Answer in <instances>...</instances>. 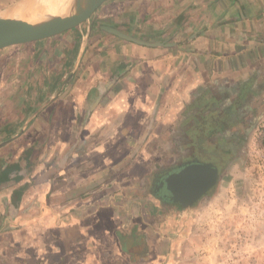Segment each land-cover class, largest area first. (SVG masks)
Returning a JSON list of instances; mask_svg holds the SVG:
<instances>
[{"label":"crops","instance_id":"crops-1","mask_svg":"<svg viewBox=\"0 0 264 264\" xmlns=\"http://www.w3.org/2000/svg\"><path fill=\"white\" fill-rule=\"evenodd\" d=\"M0 53V264H158L221 181L184 208L164 178L221 175L262 110L264 0H109Z\"/></svg>","mask_w":264,"mask_h":264},{"label":"rangeland","instance_id":"rangeland-1","mask_svg":"<svg viewBox=\"0 0 264 264\" xmlns=\"http://www.w3.org/2000/svg\"><path fill=\"white\" fill-rule=\"evenodd\" d=\"M25 1L0 0V11H10ZM13 48L17 47L9 50ZM262 106L221 174L216 196L206 199L184 224L170 217L174 241L165 247L158 264H264Z\"/></svg>","mask_w":264,"mask_h":264},{"label":"water","instance_id":"water-1","mask_svg":"<svg viewBox=\"0 0 264 264\" xmlns=\"http://www.w3.org/2000/svg\"><path fill=\"white\" fill-rule=\"evenodd\" d=\"M107 1L109 0H80L73 8L43 19L10 15L6 11H0V50L50 38L74 29L89 21L97 9ZM107 30L134 43L153 45L111 28ZM220 176V170L212 165L189 163L169 173L162 181V190L167 191L174 202L180 203L184 208H191L207 191L218 184Z\"/></svg>","mask_w":264,"mask_h":264},{"label":"bare ground","instance_id":"bare-ground-1","mask_svg":"<svg viewBox=\"0 0 264 264\" xmlns=\"http://www.w3.org/2000/svg\"><path fill=\"white\" fill-rule=\"evenodd\" d=\"M79 2L80 0H26L17 7L7 11V13L33 19H43L69 10Z\"/></svg>","mask_w":264,"mask_h":264},{"label":"flooded vegetation","instance_id":"flooded-vegetation-1","mask_svg":"<svg viewBox=\"0 0 264 264\" xmlns=\"http://www.w3.org/2000/svg\"><path fill=\"white\" fill-rule=\"evenodd\" d=\"M262 109H263V106L261 107ZM262 110H259L258 112H256V115H254L253 116V119L250 121L251 123H249L248 122V124H251L250 126H252L253 125V122L255 121L254 119L256 118V116L258 115V113H260ZM244 130H246V129H244ZM247 134V132L246 133H243V134H241L239 137H238V142H237V149H240V146L242 145V141H243V138H244V136ZM230 154H231V156L234 154V152H229ZM212 162H215L216 160L214 159H212L211 160ZM230 161V159H225V161H223V166L221 167V169H222V173L224 172V169H225V167L227 166V164H228V162ZM221 173V174H222Z\"/></svg>","mask_w":264,"mask_h":264},{"label":"trees","instance_id":"trees-1","mask_svg":"<svg viewBox=\"0 0 264 264\" xmlns=\"http://www.w3.org/2000/svg\"><path fill=\"white\" fill-rule=\"evenodd\" d=\"M8 171H5L4 173H3V176L6 178L7 177V175H8Z\"/></svg>","mask_w":264,"mask_h":264}]
</instances>
